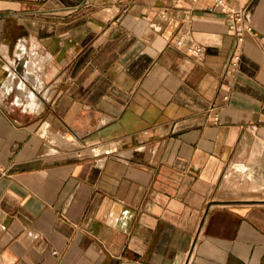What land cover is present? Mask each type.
Listing matches in <instances>:
<instances>
[{
	"label": "crops",
	"instance_id": "crops-1",
	"mask_svg": "<svg viewBox=\"0 0 264 264\" xmlns=\"http://www.w3.org/2000/svg\"><path fill=\"white\" fill-rule=\"evenodd\" d=\"M210 3L0 0V264H264L212 196L264 176V0L235 72Z\"/></svg>",
	"mask_w": 264,
	"mask_h": 264
},
{
	"label": "built area",
	"instance_id": "built-area-1",
	"mask_svg": "<svg viewBox=\"0 0 264 264\" xmlns=\"http://www.w3.org/2000/svg\"><path fill=\"white\" fill-rule=\"evenodd\" d=\"M172 2H179L180 0H171ZM197 2L198 0H193ZM205 10L208 12H220L228 23L230 29H232L237 37V43L232 49L231 56L227 62V69L230 72H235L238 69V63L242 55L241 44L244 40L245 30L250 27L244 23V8L242 6V0H211V3L206 5ZM175 45L181 49L185 54L193 57H199L201 55V46L190 37L184 34H180L174 38ZM214 120L218 119V113L214 112ZM96 149V148H94ZM106 150V152H108Z\"/></svg>",
	"mask_w": 264,
	"mask_h": 264
},
{
	"label": "rangeland",
	"instance_id": "rangeland-1",
	"mask_svg": "<svg viewBox=\"0 0 264 264\" xmlns=\"http://www.w3.org/2000/svg\"><path fill=\"white\" fill-rule=\"evenodd\" d=\"M239 182V180H236L234 182L231 181V183H233L231 186V190H221V187L216 192H214L212 196L216 201L215 203L251 204L252 202H264V176L260 178L258 175L252 174V179L242 180L241 183ZM248 198L251 199L248 200Z\"/></svg>",
	"mask_w": 264,
	"mask_h": 264
}]
</instances>
